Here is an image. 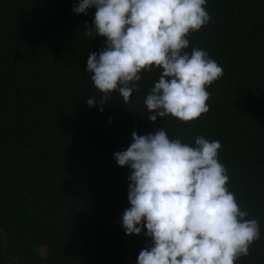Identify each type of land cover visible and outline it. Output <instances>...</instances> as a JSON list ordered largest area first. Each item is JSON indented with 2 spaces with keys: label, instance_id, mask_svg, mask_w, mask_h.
Here are the masks:
<instances>
[{
  "label": "trees",
  "instance_id": "trees-1",
  "mask_svg": "<svg viewBox=\"0 0 264 264\" xmlns=\"http://www.w3.org/2000/svg\"><path fill=\"white\" fill-rule=\"evenodd\" d=\"M78 3L0 0V264H136L151 238L122 227L131 169L113 154L133 132L161 128L191 146L220 142L227 187L260 228L235 264H264V0H207L211 19L184 51L205 50L223 76L207 87L209 111L190 122L148 119L155 66L128 103L114 91L100 111L85 69L106 38L85 35L96 9L77 14Z\"/></svg>",
  "mask_w": 264,
  "mask_h": 264
},
{
  "label": "clouds",
  "instance_id": "clouds-1",
  "mask_svg": "<svg viewBox=\"0 0 264 264\" xmlns=\"http://www.w3.org/2000/svg\"><path fill=\"white\" fill-rule=\"evenodd\" d=\"M207 0H79L73 12L87 15L85 35L106 38L99 54L90 53L85 71L102 95L100 111L109 94L118 91L128 103L142 71L162 69L143 104L157 117L171 115L181 122L209 111L207 87L223 76V68L200 48L191 54L188 35L211 17ZM93 37V38H94ZM97 97L89 98V107ZM133 142L114 159L128 166L130 207L122 215L127 235H145L151 244L141 250L136 264H235L249 255L260 238L259 222L245 219L229 177L219 162L220 142L203 136L195 146L169 139L161 128L155 134L132 133Z\"/></svg>",
  "mask_w": 264,
  "mask_h": 264
},
{
  "label": "rangeland",
  "instance_id": "rangeland-1",
  "mask_svg": "<svg viewBox=\"0 0 264 264\" xmlns=\"http://www.w3.org/2000/svg\"><path fill=\"white\" fill-rule=\"evenodd\" d=\"M41 253L44 255L45 254V249L44 248H40Z\"/></svg>",
  "mask_w": 264,
  "mask_h": 264
}]
</instances>
